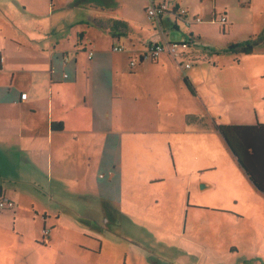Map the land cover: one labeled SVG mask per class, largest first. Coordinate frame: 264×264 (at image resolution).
<instances>
[{
  "label": "crops",
  "instance_id": "crops-1",
  "mask_svg": "<svg viewBox=\"0 0 264 264\" xmlns=\"http://www.w3.org/2000/svg\"><path fill=\"white\" fill-rule=\"evenodd\" d=\"M237 1L192 14L177 0L151 19L147 9L167 3L152 0L141 20L128 0H0V198L15 204L0 211V264H183L195 254L180 233L186 187L170 155L190 141L206 156L220 140L228 147L216 125H264V0ZM155 40L191 45L154 60ZM249 41L251 54L230 49ZM137 134L148 149L133 150ZM126 157L149 161L145 179L131 180ZM179 184L171 209L169 197L122 201L126 189Z\"/></svg>",
  "mask_w": 264,
  "mask_h": 264
},
{
  "label": "rangeland",
  "instance_id": "rangeland-1",
  "mask_svg": "<svg viewBox=\"0 0 264 264\" xmlns=\"http://www.w3.org/2000/svg\"><path fill=\"white\" fill-rule=\"evenodd\" d=\"M151 1L128 0L127 6H131L142 20V17H147L144 4L147 2L145 5H148ZM175 1L177 0H167V4L171 6ZM219 1V4H215L212 0H206L202 6L200 0H179V3L188 5L192 14V11L206 7L210 10L215 7L217 11H220L219 5L223 2L238 4L237 0ZM257 5L260 4L257 3ZM134 136L138 143L133 150H138L140 147L148 149L145 144L146 137L138 134ZM203 144L208 143L203 142ZM186 145L185 149L181 148L179 152L176 151L169 157L171 172L176 164L180 184L186 187L187 216L181 221L180 233L184 234L187 247L195 252L193 256L188 254L183 264L196 262L199 264H264V195L255 189L234 155L221 140L215 151L207 153L208 156L191 149L196 145L195 141H190ZM138 159L146 161L143 157ZM124 164L128 170L137 171L132 174L131 180L138 176L145 179L146 170L152 167L149 161L146 162L144 169L142 166H135L129 157L124 158ZM167 172H170V169ZM97 175L91 174V182L97 180ZM162 175L165 176V173ZM180 184L175 192L173 185L166 186L164 191L161 186H152L151 192L146 189H126L122 201L129 202L130 199L136 201V196L143 200L148 198L165 200L169 197V209H171L175 198L179 197L180 192L183 191L180 189ZM66 194L76 196L77 192L72 189ZM165 207L168 208L167 203ZM81 240L76 238V241L81 242ZM150 244L155 245V241L150 240ZM157 263L164 264L162 261Z\"/></svg>",
  "mask_w": 264,
  "mask_h": 264
},
{
  "label": "trees",
  "instance_id": "trees-1",
  "mask_svg": "<svg viewBox=\"0 0 264 264\" xmlns=\"http://www.w3.org/2000/svg\"><path fill=\"white\" fill-rule=\"evenodd\" d=\"M185 14L186 15L182 16V18L185 21H190V19L187 18V12ZM178 17L182 19L179 15V10H178ZM183 19L182 21L184 23ZM154 42H156V40L152 41L149 47L152 46ZM250 42L251 41H249L248 43L233 46L230 49L234 51L235 49H240L241 53L247 55L251 54L253 50V45L250 44ZM159 43L163 44L161 42ZM180 55H184V54L180 53ZM187 64H189L191 67V64L189 62ZM186 85L188 89L193 93L194 91L193 86L190 84V82L187 79H186ZM215 127L216 130L221 135V137L226 142L231 153L234 155V157H236L237 163L239 164L240 168L244 171V173L246 174L252 185L259 193L264 195V125H256V126L216 125ZM46 230H48L50 233L49 229ZM46 230H44V234Z\"/></svg>",
  "mask_w": 264,
  "mask_h": 264
},
{
  "label": "built area",
  "instance_id": "built-area-1",
  "mask_svg": "<svg viewBox=\"0 0 264 264\" xmlns=\"http://www.w3.org/2000/svg\"><path fill=\"white\" fill-rule=\"evenodd\" d=\"M170 8L168 6V4L166 2L158 4V5H152L151 7L148 8L147 10V14L151 19L154 18H159L162 17L163 15H165L167 12H169ZM186 11L184 10H180L179 11V15L182 18V16L186 15L185 14ZM183 19V18H182ZM184 20V19H183ZM222 23H226V18H222L221 19ZM191 20L190 21H185L184 20V24L186 26H189L191 24ZM196 22H200V19H196ZM189 48V43L187 42H183V44L180 45H166V44H160L158 41L154 42V44L152 46H150L148 48V52L149 55L152 57V59L157 60L158 58H160L161 55L164 54H168L171 55L173 57H180V49H186ZM115 51H119L122 52L123 48L121 47H115L114 48ZM93 54H90L89 58H92ZM132 66H134V63H131ZM187 68L190 67L189 64L186 65ZM28 95L26 93L21 95V99L22 101H26L27 100ZM15 204L13 202H6V201H2L0 200V211L5 210L7 208H14ZM45 235H49V231L46 230L45 231Z\"/></svg>",
  "mask_w": 264,
  "mask_h": 264
}]
</instances>
